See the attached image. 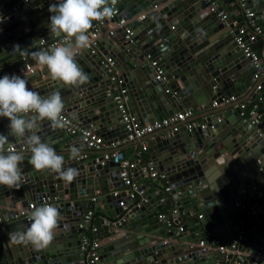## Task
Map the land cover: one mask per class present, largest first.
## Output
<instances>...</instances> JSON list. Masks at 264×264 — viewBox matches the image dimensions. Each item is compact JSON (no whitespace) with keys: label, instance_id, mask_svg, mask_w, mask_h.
<instances>
[{"label":"water","instance_id":"95a60500","mask_svg":"<svg viewBox=\"0 0 264 264\" xmlns=\"http://www.w3.org/2000/svg\"><path fill=\"white\" fill-rule=\"evenodd\" d=\"M248 1L254 5L252 12L256 21L264 20V0ZM58 2L0 0V62L16 57L20 53L15 51L17 46L20 50L37 47L40 41L47 43L52 36L57 37L49 29L53 14L49 7ZM155 4H160L156 11L152 10ZM209 8L210 3L203 4L198 0H127L121 10L122 16L127 20L140 15L143 18L132 22L131 27L136 30L128 39L123 40L121 32L107 38L111 44L108 51L103 48L104 41H97L93 53L89 49L78 52L77 62L89 76L86 84L79 87L64 85L51 79L44 66L40 72L24 79L28 82L37 80V85L30 89L42 96L58 91L65 104L63 114L72 122L93 132L112 124V128L102 132L104 140L109 139L108 133L115 131L124 137L123 125L112 101L115 90L122 92L128 113L141 124L171 117L181 109L193 112L199 106L208 109L212 103L219 107L222 99L236 97L244 90L250 91L251 99L257 97L264 103V86L257 90V83L252 87V65L233 43L236 35V30H232L233 22L228 18L221 22L216 16L219 11L211 13ZM234 8L237 15L242 16L243 11ZM204 44H208L207 49H203ZM8 49H11L10 54L6 53ZM105 58L111 60V67L101 63ZM241 60L245 61L244 65H249L239 71L235 66ZM21 62L22 65L11 68L24 69L26 61ZM201 62H207L206 66H201ZM260 62H264V56ZM156 70H161L158 80L155 79ZM215 72L217 74L212 76ZM224 73H228L226 77ZM230 110V107L223 108L205 115L202 130L195 128L187 133L183 129L174 132L169 129L170 134L164 139L158 138L159 145L156 146L161 148L163 165L154 164L157 159H151L153 171L165 178L163 186H169V199L163 205H172L185 214L202 212L203 220L199 219V222L204 230L224 237L223 244L228 250L238 233L236 208L241 202L240 197L247 199L264 189V123L251 124L252 116H239L238 105L232 112ZM8 121L0 117V134L8 135L18 149L26 143L16 142L8 133ZM37 134L44 142L58 138L63 132L43 120L39 122ZM47 134L50 137H46ZM156 148L147 149V152L154 154ZM28 166H21L23 179L19 187L0 185V221L9 218L12 221L0 232V264H85L78 238L66 247L58 241L78 234L77 225L93 205H97L95 201H88L82 208L81 201H71L72 198L91 194L100 184L108 189V183L118 181L117 163L100 165L99 159L97 163L73 157L65 159V168L79 171V176L71 183L48 170ZM144 167L145 164L139 161L135 169L140 174ZM122 196L105 197L103 210H108L107 225L98 230L96 264H199L202 261L197 244L204 238L194 234L199 229L196 218L190 219L182 226L183 231L175 234L157 220L159 207L156 202L160 195L151 194L149 190L148 194L140 195V200L144 201L138 206V199L127 200V217L124 222L117 223L121 216L117 201ZM215 197L230 208L227 216L216 206L220 204ZM47 199L54 200L55 204L57 200L56 208L61 215L53 241L43 249L12 243L10 234L15 230H26L31 223L28 217L14 218L17 209H25L31 201L40 205ZM212 207L214 211H211ZM250 222L259 231L255 234L258 240L253 251L260 257L254 261L250 252V256L242 257L240 264H264V206L253 208ZM127 228L141 231L140 237L129 239V235L122 233ZM259 247H262L260 252ZM240 250L242 254L245 252V248ZM219 256L209 254L208 264H213ZM227 258L232 261V257Z\"/></svg>","mask_w":264,"mask_h":264},{"label":"clouds","instance_id":"9594fccd","mask_svg":"<svg viewBox=\"0 0 264 264\" xmlns=\"http://www.w3.org/2000/svg\"><path fill=\"white\" fill-rule=\"evenodd\" d=\"M117 0H59L49 7V29L64 41L48 50L31 53L38 65L46 67L51 79L70 87H79L89 80L88 74L77 62L80 50L90 45L89 30L94 21L111 18L115 13ZM15 51H21L16 47ZM65 104L61 94L54 91L42 96L29 88L27 81L17 75H4L0 78V117L7 118L10 135L16 142L23 141L30 149L31 165L37 170L55 173L67 183L78 176L76 168L64 167V157L56 153L49 143L42 142L37 134L39 122L50 121L54 127L64 128ZM73 158L81 155V150L73 146ZM23 153L15 150L9 136L0 134V185L9 188L19 187L22 182L21 162ZM28 219L31 222L26 230L13 231L9 239L16 245H31L36 249L46 248L54 239L55 230L61 220L59 210L51 205L33 207Z\"/></svg>","mask_w":264,"mask_h":264},{"label":"built area","instance_id":"2783aa9c","mask_svg":"<svg viewBox=\"0 0 264 264\" xmlns=\"http://www.w3.org/2000/svg\"><path fill=\"white\" fill-rule=\"evenodd\" d=\"M26 2V0H22ZM126 1V0H117V2ZM203 4L210 3L211 0H199ZM230 4L234 7L236 6L239 10L243 11L242 17L244 18V24L236 29V35L233 38V43L235 47L240 51L241 55L244 59H246L253 68L252 79L255 81L258 79L260 75H264V62H260V58L254 50L252 49L251 45L262 35V28L254 22V14L251 10L248 9V2L247 0H228ZM153 9H156V6H152ZM209 11L211 13H215L216 9L211 6ZM216 16L218 19L223 22L226 19V16L223 12L219 11ZM143 18V15L138 16L136 19L140 20ZM127 19L122 16L120 12L119 6L115 5V13L111 18H107L103 21H94L92 28L89 30L88 35L90 38V45L88 48L93 53L95 51V45L98 40L100 30L102 27L110 23L111 29L106 32L109 37L115 36L117 32H121L124 35V38H129L131 35V27L128 24ZM66 37L63 35L60 37H56L52 40H49L47 43L40 41L38 47L42 50L45 47H53L56 46L64 41ZM21 60H25L22 58ZM107 67L112 66V62L109 58H105L102 62ZM154 65V63H152ZM32 68L29 65H24L23 70L19 71H9L6 74L2 72V67L0 64V78L4 75H17L23 78L24 75L32 73ZM161 75V70H156L155 79L158 80ZM25 77V76H24ZM259 89V86L256 87ZM119 94H114L112 96V101L115 104V109L119 114L121 123L123 125L124 137L121 139H113L108 143V148L112 149L110 151H105L101 153L100 157L94 159L95 162L103 165L107 162H115L117 163V178L121 185L124 188L123 196L119 198L117 201V206L120 209L121 216H119L117 223L124 222L125 218L122 216L123 213L127 212L129 209V201L138 199V195L140 196V191L135 186L133 179H132V171L136 170L135 166L137 164V160H129L125 159L121 152H119L116 148L120 146L122 141L126 142H134L140 140L146 135L151 134L155 130H159L163 127H168L171 131H178L179 129H183V131L190 133L195 128H199L202 130L205 127V121H192V111L188 109H184L180 112L175 113L171 117H167L160 121H156L152 124H141L136 121L127 111L125 106V99L122 96V92L118 90ZM236 98L234 96H229L227 98L222 99L221 104H228L231 102H235ZM260 103L262 101L258 98L257 101L248 106L242 105L241 103L237 104L238 108L241 110L240 115L241 117L245 116H252L250 123L251 124H259L264 123V103L261 106ZM63 118L65 121L64 128H58L61 132H63L66 136L77 137L79 140V144L91 151H101L105 148V141L102 136L95 134L93 131L86 129L79 125L78 123L72 122V120L65 114H63ZM47 121V120H46ZM50 125L51 122L47 121ZM21 148V147H20ZM141 150L144 151L145 147H141ZM83 156H80L77 159H83ZM145 177L150 179H155L156 177L162 178V176H158L157 173L153 171V168L150 165H146L140 172ZM165 192H168V188H165ZM113 198H117L120 196L118 192H112L110 194ZM264 189L257 191L255 196L264 203ZM127 200H129L127 202ZM91 202H94V199H90ZM140 201L144 200H136V206L139 205ZM46 201H42V204H45ZM39 207L35 204L29 203L25 209H18L17 215L14 218H27L29 213L33 210V207ZM251 207H248L245 202H241L237 205L236 214L239 216L237 220V229L238 233L234 241H232L231 249L228 250L224 244L220 242L217 238H210L205 239L204 241L198 242L197 246L200 251L203 253L207 252L209 248H214L216 254L220 256L217 257L213 264H223L221 259H227L228 256L232 257V261L230 264H240L242 261L243 254L240 250V242L244 239L245 234V224L244 218L250 214ZM192 212H188L187 214L183 212H178L176 208H172L168 214H158L156 216L157 220L163 222L166 228L170 229L173 224H179L183 216H191ZM197 219L201 218V215L196 216ZM91 213L87 212L85 216H83L80 223L77 225V229L81 232L78 241H79V251L84 256L85 264H96V250L98 247V242L95 239H90L89 233H94L95 228L93 225L90 224ZM11 220V218L7 219V221ZM5 225V224H4ZM4 225L2 221H0V232H3ZM182 225L178 226V228L174 231L175 234L181 233ZM239 245V246H238ZM260 257V254L257 253L254 256V261H256Z\"/></svg>","mask_w":264,"mask_h":264},{"label":"crops","instance_id":"0c3cea01","mask_svg":"<svg viewBox=\"0 0 264 264\" xmlns=\"http://www.w3.org/2000/svg\"><path fill=\"white\" fill-rule=\"evenodd\" d=\"M126 1L117 2V5L119 6L120 12L122 10V7L125 5ZM198 2H200V1L198 0ZM210 3H211V6L214 9L223 12V14L226 16V18L230 19V22L231 21L233 22L232 23V25H233V29L232 30H236V29H238L240 26H242L244 24V18L241 15H237L235 8L230 4V2L228 0H211ZM153 6H156V9H152V10H155V11L160 8V4H155ZM253 8H254V5L252 3H249V1H248V9L252 11ZM184 12L185 11H183V13ZM183 13H181V14H183ZM253 19H254V22L256 24H258L263 29L264 20H260V21L257 20L256 21L255 18H253ZM133 21H137V20L136 19H131V20L128 21V24L130 25V27H131V24H132ZM110 29H111V24L110 23L105 24L102 27V29L100 30V34H99V37H98V40H97L98 42L99 41H104L105 42V44L103 45V48L106 51H108L109 48L111 47V44L107 42V38H109V36L106 34V32L108 30H110ZM135 30L136 29H133V27H131V32H134ZM115 35H118V32ZM54 38H56V37L52 36L50 40H52ZM125 39H128V38H124L123 40H125ZM208 44H204L203 45V49H207L208 48ZM251 47L254 50V52L256 53V55L259 56L260 59L264 56V30L262 31V35L259 38H257V40L251 45ZM203 49L200 50V51H203ZM37 51H42V49L40 47H38V46L37 47L36 46L35 47H33V46L32 47H27V48L22 49L21 51H19L20 53L16 57L11 58V59H5L4 62H0L1 67H2V72L4 74H6L9 71L16 72V71H19V70H23V69H21V67L18 68V69H12V68H14V66L16 67V65H22V62H21L22 58L25 59L26 65H29V67L32 68V70H33L32 73L24 75L25 77H29V76L37 73V72H40L41 65H38L31 58V53L32 52H37ZM10 52H11V49H8L6 51L7 54H10ZM244 62H245L244 60H241L239 65H236L235 68L239 67V69H238L239 71H241L243 69L245 70L246 66L249 65V64L246 63V65H244L245 64ZM206 64H207V62H201L200 63V65L203 66V67H205ZM216 74L217 73L215 72V73H213L212 76H215ZM227 74L228 73H224V76L225 75L227 76ZM236 74H237V72H236ZM24 76H23V78H24ZM38 80H41V78L38 79ZM27 83H28L29 88L31 86L35 87L37 85V80H33V81H30V82L27 81ZM257 83H258L259 87L264 86V75H260L257 80H255L254 82H252L250 84L253 87V85H256ZM115 94H119L118 90H115ZM232 96H234V95H232ZM235 98H236L235 102H231V103H228V104H221L219 107L216 106L214 103L210 104L208 109H204L202 106H199L192 113V121L193 122H198V121L204 120V116L205 115H207L208 113L214 112L215 110H218V109H223V108H229L230 107L231 108L230 111L232 112V109L234 107H236V105L239 104V103H246L247 106L249 107L250 104H252L253 102L255 103L257 101V99H258L257 97L255 99H251L250 91H248V90H244L240 94L236 95ZM197 105H199V104H196L195 106H197ZM260 105L262 106L263 103H260ZM182 110H184V109H181L180 111H182ZM7 123L9 125L10 121H8ZM146 124H150V123H146ZM112 127H113V125L111 124L110 126L104 128V129H98L99 131L96 130V132H94V133L101 136L102 132H107L108 129L112 128ZM212 131H210L211 134L214 133ZM53 132H55V131L53 130ZM115 132H113V134L108 133L109 136H110L109 137L110 140L109 139H105L106 140L105 141V145L106 146L101 151L88 150V149H86L85 147H83L82 145L79 144V140H78L77 137L66 136L64 134L60 135L58 138H52V139H50L48 141L45 140L44 142L49 143L50 146H52L55 149L57 154L62 155L64 157V160L72 157L70 153H71V149H72L73 146L78 147L81 150V155L80 156H83L84 160H94V159L99 158L101 153H103L105 151L112 150V149L108 148V143L111 140H113V139H121V136L118 135L119 133L117 131H115ZM8 133L10 134V131H8ZM169 134H170L169 128L168 127H163V128H161L159 130L153 131L149 135L144 136L140 140H137V141H134V142L122 141L120 146L117 147L116 149L119 152H121L122 156L125 159L142 161L145 164V166L148 164V165H150L152 167L153 164L151 163V159H157V162L154 163V164L161 163V165H163V161L161 160L162 156L159 153V150H161V148L157 149L156 146L159 145L158 144L159 143L158 142V138L164 139ZM46 137H50L49 134H47ZM102 138H104V137L102 136ZM20 147L18 149H15V150L17 152L23 153L24 159L21 162V166L22 167H26V166H28V164H31L30 163V158H31L30 149H29L27 144H22ZM141 147H145V150L142 151ZM150 148H152V149L156 148L154 154L151 153L152 155L147 152V149H150ZM80 156L75 157V158H79ZM28 168H30V166H28ZM139 175H142V174L141 173L139 174L136 170L132 171L133 182H134L135 186L137 187V189L140 191V194H142V195L143 194H148L149 190H150L151 194L160 195V200L158 202H156V204H158L157 207H159V209L156 212V215H158V214H168V212L173 207H172V205H170V206L163 205V203L166 202L169 199L168 192L164 191L165 188H169V186L168 185L163 186V184L165 183V178L162 177V178H159L158 180H155V179H150L148 177L140 178ZM135 178L136 179L140 178V179H138L136 181ZM103 186H104L103 184H100L99 187H98L99 189H97L95 191L94 190L91 191V194H87V195H85L83 197H74L71 200V201H77V200L81 201V203L83 204L82 208L85 207L84 203L90 201V199H94V201L97 202V205H93V208L88 211V212L91 213V218L92 217L95 218V222H93V223L91 222V219H90V224L93 225L94 228H95V232L90 234V239H95L97 242L99 241L98 230L100 228H103V227L105 229L106 225H107V222H106V211H108V210H106V211L103 210V208L105 207V197H108L112 192H118L119 194H121L124 191V188L121 187L119 181H114L113 183H110V184L108 183L107 184L108 189H107L106 186L105 187H103ZM83 188H86V187H83ZM88 188H90V187H88ZM88 191L90 192V189H88ZM137 198H138V201H139L140 196L138 195ZM240 198H241V202H245L248 207L252 208L250 214L252 213L254 207L264 206V203L255 196V193L252 194L247 199H246L245 196H241ZM214 200L220 204V205L216 204V206L219 209H222V213L224 214V216H227L228 215V211H229L230 208L225 207V205L221 203V200L219 198L215 197ZM53 202H54V200L47 199V202H45V204H51V205L56 207L57 203H58L57 200L55 199L56 204L53 203ZM31 204H35V203L33 201H31ZM42 205H44V204H42ZM42 205L40 204V205H37V206H42ZM211 211H214L213 207L211 208ZM127 212L122 214V216L125 219L127 217L126 216ZM201 214H202V212L199 213V214L192 213L191 216H183L182 219H181V222L178 225L177 224H173L170 227L169 230L174 232L178 228V226H181V225L183 226L184 224L189 222L190 219L196 218L197 215H201ZM250 214L247 215L244 218V220H245L244 223L246 222V230L245 231H247V232H245V234H244L245 238L239 244L240 245L239 248H245V250H244L245 252H243V256H250V254H249L250 252L254 256L257 254V252L253 251V247H254V243L258 240L256 235H255L256 231L257 232H259V231H258V229H255V227H253L251 225ZM112 218L115 219V216L112 217ZM200 219L203 220L202 215H201ZM9 222H12V221H10V220L9 221H7V220L3 221L2 220V224L3 225L7 224ZM196 225L199 227V229H197L195 231V233H194L195 236H197L199 238L202 237V238H204V240L214 237V238L219 239L220 242L223 244L224 237H219L217 235L209 234L208 231L204 230L202 224H200V222H199V219H197ZM122 233H125V234L129 235L130 236L129 239H134V237L139 238L140 235H141V231L140 232H135V229H131V228L130 229L127 228V230L122 231ZM80 234H81V232L79 231V233L78 234L76 233L73 237H69V238H66L64 240L58 241V243H63L62 245L65 246V247L67 245H72L74 243L71 244V242L76 240L77 238H79ZM228 236H230V234H228ZM261 250H262V247H259L258 252H260ZM209 254H212V255L216 254L214 248L213 249L209 248V250L207 252L201 254L202 261L199 264H208L209 263V261H208ZM221 261H222L223 264H230L231 263L230 259H228V260L227 259H224V260L221 259Z\"/></svg>","mask_w":264,"mask_h":264},{"label":"trees","instance_id":"16d2710c","mask_svg":"<svg viewBox=\"0 0 264 264\" xmlns=\"http://www.w3.org/2000/svg\"><path fill=\"white\" fill-rule=\"evenodd\" d=\"M244 221H245V220H244ZM91 222H92V223L95 222V218H94V217L91 218ZM244 224H245V230H246V222H245ZM245 232H247V231H245ZM88 235H89V237H90V233H89Z\"/></svg>","mask_w":264,"mask_h":264}]
</instances>
